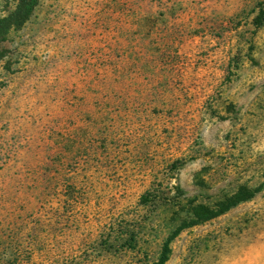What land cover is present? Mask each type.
<instances>
[{"label":"rangeland","instance_id":"rangeland-1","mask_svg":"<svg viewBox=\"0 0 264 264\" xmlns=\"http://www.w3.org/2000/svg\"><path fill=\"white\" fill-rule=\"evenodd\" d=\"M2 49L0 264H264V0H41Z\"/></svg>","mask_w":264,"mask_h":264},{"label":"trees","instance_id":"trees-1","mask_svg":"<svg viewBox=\"0 0 264 264\" xmlns=\"http://www.w3.org/2000/svg\"><path fill=\"white\" fill-rule=\"evenodd\" d=\"M40 1L41 0H14L13 9L10 12H8L5 16L0 18V58L3 56V52H4V50L2 49V44L8 41L12 33H15L20 29H22L24 24L30 19L35 7L38 5ZM142 19L143 20L141 27L145 31V34L150 35L154 33L157 29L156 18L143 17ZM259 24L260 22L256 26H258ZM61 181L63 184L62 187L68 191H73V189L77 187L76 185H73L66 179H62ZM256 192L257 189L251 190L247 187H240L236 191V193H234L225 202L217 206V209L213 211L205 209L202 205H198L196 206V208L192 207L189 210V212L193 216V219L188 223H184L181 226H179L177 232L182 230L183 228L193 226L200 222L211 220L223 214L224 212L228 211L231 207L250 199ZM171 239L172 238H169V240L164 244V248L162 249V252L156 264H165V262L168 260L170 253L169 243ZM20 242L21 244H19V246L22 245L23 240H21ZM26 252H27L26 247L25 249H22L20 247L17 253L15 251V253L12 254L14 264H25L26 260L28 259ZM8 257H11V252L9 253Z\"/></svg>","mask_w":264,"mask_h":264}]
</instances>
